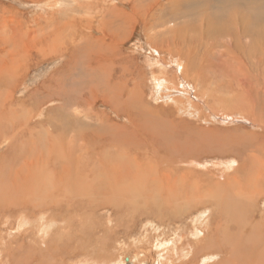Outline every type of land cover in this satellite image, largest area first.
<instances>
[{"label": "rangeland", "instance_id": "374dc122", "mask_svg": "<svg viewBox=\"0 0 264 264\" xmlns=\"http://www.w3.org/2000/svg\"><path fill=\"white\" fill-rule=\"evenodd\" d=\"M38 1L39 3H37ZM50 1L54 2L53 5L54 13L56 12L62 18H64V15H68L70 16L69 18H72L71 16L74 15L77 19L78 18L83 19L82 21H80V23H75V25L68 28L67 29L68 31L64 34V37L66 38H68L69 36L70 41H72V38L74 37L73 35L69 34L70 31H72L76 35L80 34L81 36L75 38L73 46H71L72 49L74 50V56L72 59L71 67H68L66 69L67 72H69V74L71 75V78L75 76L76 73H79V68L81 65H85L86 63L89 62L88 60H92L91 58L88 59L87 55H91L90 57H94V54L91 52H89L86 55H83V50L81 49V45L83 44L84 39H86L88 36H92L94 40L101 38L110 39L111 37L112 38L116 37L114 38L117 39L115 41L116 43H114L115 49L117 51L116 54L121 53L123 56L128 57V60L131 62L130 69L133 72V75L138 76L139 72L143 75L144 84L141 92L143 93L144 102L150 105L152 108H159L164 113V115L161 116L160 113L159 122H157L155 125L141 123L140 120L139 123L140 125L136 129L134 128L132 129V131L128 130L127 134L123 135L125 139H129V137L130 138L133 137V139L129 140V142L126 144L124 143V141L121 140V137L119 138L122 144L123 143L126 144V147H123L119 141L118 143H115L116 146H114L113 143L101 145L100 138L97 137L93 139L92 138L88 139L89 134L87 132H91V130L93 131L96 130L97 128L100 129L101 126L106 125L107 120H111L115 124H119V125L121 124L122 126H124V128L128 127L129 129L126 120H124L123 118L124 116L115 115L116 112L104 104L98 105L96 108L94 107L95 113L102 114V117L100 119L90 118L88 121V119L85 118L80 120L79 116L82 115L84 116L82 109L79 110L77 109L78 111L76 110L79 113H76V111H70L72 113L71 116L72 117L76 116L77 119H79L80 121L79 122L80 124L78 126H75L77 131L80 130L85 133V135L83 134L84 136L83 139H80L79 142L71 141V139L68 137L69 133L68 132L65 133L66 143L64 149L68 148L70 151H72L74 160L76 157L75 161H79V165L81 164L80 166H78V173L76 168L74 173H72L73 175L72 180L73 182L76 181L75 185H72L70 182L65 183L64 185L57 184L56 180L61 181L60 178H57L58 176L57 172H59V166L61 167L63 165L64 158H62L63 154L60 153L62 151L60 147H58V150L60 152L58 150H56V152L51 150L52 153L50 152L46 156V159L48 160L50 159L52 161V164L54 163L52 168L55 171L52 170V172L55 178L51 175V185L48 182H44L43 189H45V191L35 190V192L38 193L36 195V197L38 198H33V199L27 198L32 200L36 205H38L36 208L42 209L44 214L43 213L41 215L35 214V216L34 214H31L29 215V217L27 213L19 214L17 215V217H15V219H17L16 221L17 223L15 222V224H11L10 226L3 228L0 224V235L2 236V237L0 236V243H2L0 244V250H1L0 261L3 260L5 261V259L7 258L9 261H14L16 264H27V263L28 264H35V263L36 264H55V263L83 264L84 262L86 264H121V263L122 264H166V263L192 264V262H194V264H218L220 260L219 257L216 256V253H212L209 251L212 250L210 249L212 244L213 246H217L218 243H221V241L217 239L216 236L217 234H221L220 231H222L223 227L215 230V233H213L208 228V226L210 225H206L203 222V220H201L203 218H205V220H209L208 219L209 214L202 215L199 212H195L193 214L191 211L190 213L181 212L180 210L176 209V204L174 203L167 204L165 203L166 200H161L157 194L147 193L146 191H144L145 184L143 181V177L146 175V173L144 174L140 173L141 171L139 167L140 164L133 162L134 161L133 158L138 156V160L145 161V162H141V164H145V165L147 164V165L155 166L157 164L160 165L164 164V168L165 169L168 168V170L172 172L170 174V178L172 179L173 176L172 180L175 181L174 182L175 189H173L171 192L174 191V194H178L179 191L181 192L180 189L186 186L184 184V186L182 187L181 184L182 179L180 182L179 179L177 178V176L181 175L180 174L181 171H189L190 173L194 171V174L192 173L193 175L208 179V176L210 174L216 175L218 173V170H221L219 176H222L226 172L232 173L234 169L231 168H235L236 165L237 166L240 165L241 164L240 162H242V164L246 163L247 165L248 164L250 165L251 161L253 160L252 159L253 157L246 158V156L248 155V150L250 149V146L256 142L257 138L251 137L247 134L248 132L254 133L258 131V129H256L255 127L256 124L260 123V121L255 123L253 119L256 117V115L258 114L261 115L260 107L262 102L259 100L256 101L255 104L256 106L254 105L253 107L254 113L252 115L250 114L247 115L248 113L244 114V112H242L241 109L250 110L251 108L248 103L242 105L243 99L241 97L243 94L242 91L243 82L240 81L239 78H241L242 76H240L238 72L243 71L244 69L243 67L244 65H246V67L248 68H246L245 71L246 70L248 71V77L250 78L255 74H257L255 72V67H258V71H261L264 68V66H261L264 65V60L261 63L260 67H259V63L258 64L253 63L257 66H254L252 63H248V62L247 64H244L243 61L244 54L246 57V61H248L247 57L249 54L246 50V48L248 49V47H246L244 50L240 45V42L236 41L237 39L235 35H237V32L235 31V29L234 30L233 28L221 29L222 20L225 17L215 18L214 22H216V25H218V27L215 25L217 28L214 27L212 31L213 32L215 31L214 33L220 32L219 34H224L223 36L218 37L219 49L215 48L214 49L215 52L213 51L214 52L213 55L210 56L208 60L196 61L190 64L184 62V67L188 72H186V74L182 76L179 72L181 68V64L174 61V57L172 58L171 56L173 50L167 53L166 51H164L165 53L163 52V54H161L162 51L159 52L158 49V47H162L166 45L168 46L169 49H176L181 45H184V43H181L180 37L177 35H169L167 37L165 36L153 37V35H155V32L159 30L162 31L166 28L167 29L172 28L173 23L168 24L164 21L165 23L162 26H158L156 29L152 30L154 26V21L152 20L154 9L151 8V5L155 8V6L160 4L163 5L164 8L166 9L165 3H168L169 0H160V1L159 0H50ZM48 3H49L48 0H34V1L33 0H0L1 5H3L5 8H9V10L11 9L8 12L0 13V35H2L3 37L4 34L9 31V27L7 28V24H6V22L9 20V16L12 19L21 18L22 21H24L26 17H32V16H45L44 18H46L47 16H49L48 14L51 12V11L46 12L44 9V6H47ZM85 4H87V6H85ZM182 5L183 3L180 2L169 4L168 9L163 11V13H165V15L163 14V17H166L167 16L166 13H168V11L171 12L172 9H180V8L182 9ZM146 6L148 9L145 8ZM85 7H87V9ZM133 7L134 9L136 7L140 19H134V21H130L129 22L131 27L130 31L128 32L127 36H122V34L120 33V27L124 17L120 16L119 12L121 11L123 13L130 14L131 11H133ZM74 9L76 10L75 13L72 12V10ZM15 16L17 18H15ZM42 19L39 20L41 22L42 27L45 28L46 21ZM86 21H88V25L91 26L90 29L84 28L85 24L87 23ZM111 21H113V23H111ZM107 24H109L110 26H108ZM151 27L152 29L149 31V28ZM36 28L39 29L40 27L34 26L32 30ZM91 29L93 30V32H90ZM62 32L63 31H60L56 34L62 36L63 35ZM117 33L120 35H118ZM175 37L178 39L176 40ZM196 37L198 38L197 35ZM152 39L154 40L155 47L153 46V44H151ZM155 40L157 41L155 42ZM158 41L163 44H160ZM177 41H179L178 44L176 43ZM206 42L207 41H203V46L206 45ZM174 43L175 45H173ZM180 43L181 45H179ZM224 43H227L228 46H224ZM92 49L95 50L94 53L100 52L96 50H106L105 46L99 42H94V47H92ZM241 49L243 50L244 54L242 53ZM168 53H171V55L169 56ZM116 54L113 53L111 50H109V55H116ZM214 54H216V56ZM110 57L117 59L118 56H110ZM122 60L118 59V61L114 63V66L117 68V63H119V61ZM63 61H64V57L57 58L56 56H51L39 62L34 61L23 73L18 72L21 74L16 80V85H15L16 94L14 93V99L17 100L22 99V101H24L25 104L30 108H31L30 106L31 103H34V105L36 104V107L34 106L32 110L34 111L36 110V108H38L37 110H40L42 112L40 119L37 116L38 112L36 110L37 112V113L35 112L36 120H43L44 118L43 113L46 111L47 108L46 107L41 108L40 103L44 97L47 98L48 94L51 93V90L42 89V87L48 84L47 81L49 80V77L53 74V72L57 68L61 67L64 64ZM202 62H204V64ZM124 64H126V62H123L121 65ZM164 65L166 66L165 68ZM177 67H179V69H176ZM116 72L120 73V69L118 68ZM68 82L70 83L71 81L68 80ZM248 83H250L249 80ZM60 85H61V91L59 92V96L65 97V94H67L69 89H71L72 87L70 85L63 86V84L61 83ZM76 85L77 84H75L74 86L76 87ZM221 85L223 87H221ZM219 92L221 95L219 94ZM32 96H34L33 99L36 98V100L34 99V101L36 102L34 101L26 102V100L28 98H31ZM214 96L217 99H215ZM224 97L225 99H223ZM229 97H231L230 100ZM155 98L156 101L158 102L155 101ZM204 99L205 101H203ZM213 99L215 100V102ZM255 99L256 97L252 98V100ZM56 104L57 103L54 101L52 106H56ZM256 111L257 112L259 111V113H256ZM169 113L173 115L174 123L178 122L180 119L185 121L186 123L185 126L179 124L180 135L179 132L175 134L176 132L174 133L173 130L170 132L171 127L169 126V123L171 120L169 121L166 117ZM183 113L185 116L183 115ZM187 113L188 114L190 113V115H188ZM205 115L207 118L205 117ZM187 117H190L191 119ZM105 118H107L106 122H105ZM122 122L124 124H122ZM202 125L207 126V129H205L203 132L201 131V128L204 126ZM149 126H152L151 128L152 131L146 133L145 131L149 129ZM185 128L186 130H184ZM189 132L192 135L189 134ZM52 133L55 134V132ZM97 134H101V133L97 132L96 135ZM149 136L152 139L155 136L154 138H156L158 141L156 143L157 145L154 144V142ZM171 137L174 140L177 139L180 141L178 142L180 148L184 147V149L189 148L191 149V151H197L198 154L202 155V157L196 162H191L187 160L189 159L194 160L195 155L192 152L190 154H187L185 152H180V154L182 155L180 156L181 162L177 161L176 159L177 153L175 152V150H173L174 148L172 147L173 149H171L170 145H169L170 148L168 147V142L171 141ZM187 137H189V140L192 141L193 144L189 143L188 145L187 142H184V140ZM208 138L210 139V142H212V145L210 144ZM202 140L203 143H201ZM144 141H147L148 143ZM160 141L161 143H159ZM214 141L216 142V144L214 143ZM88 144L90 145L88 149L89 152L85 153V151L87 150L86 148H88ZM76 145H78V147ZM27 147L28 146H25L23 148L24 156L27 155L30 149L29 147L28 148ZM146 147L147 149H145ZM48 148L53 149L52 147L49 146L46 148V146L43 145L40 147L39 144L34 149L40 152L43 150V153H47ZM141 149L143 150L145 149V150L141 151ZM210 150L213 151L212 154H211L212 151ZM208 153L211 155H209ZM97 154L99 155V158L97 157ZM101 158L105 161L100 160ZM83 159H85L86 161ZM168 159L169 160L175 159L174 163L167 162L169 161ZM90 162L92 164H90ZM102 163L103 164L105 163L106 165L105 164L103 165ZM91 165H93V167H91ZM105 167L106 168L109 167L107 168L108 170ZM224 168L225 169L229 168V170L225 171ZM115 169H117V171ZM86 172L89 174H86ZM76 173L77 176H74V174ZM153 174H152L153 176H159L161 173H157V174L153 173ZM204 174H206V176H204ZM242 175L240 178L234 179L236 180L235 184H237L242 179L243 177ZM249 176L251 177V182L253 183L254 179L256 178V175L253 173H249ZM41 178L44 180L43 176ZM92 178L93 180L91 181L90 179ZM40 179L38 182H40ZM93 182L95 183V185L93 184ZM135 182L138 184L135 185ZM53 183L54 186H52ZM84 183L86 184V186ZM104 184H106L107 186H105ZM47 185L49 187H47ZM81 185L82 187L85 188L81 189ZM87 185L90 186V189L89 186L87 187ZM130 186L132 189L130 188ZM110 187H112L113 189L112 188L110 189ZM127 189L128 191L125 192L124 190ZM42 195L45 197H43ZM101 196L106 197L105 199L109 201L107 202L106 200L102 199ZM118 196L121 197L122 199L118 198ZM166 196H167V192L163 194V197ZM107 197H109V199ZM113 197L115 198L114 201L113 199H111ZM79 201L81 203H79ZM57 202H62L61 203L62 205L56 206ZM122 204H124L125 207L120 206ZM67 206H69L70 209ZM48 207H49V211L47 210ZM46 212H48L49 214ZM79 213L81 214L79 215ZM36 218L37 221L35 220ZM198 218L199 220H201L200 226L203 227L202 231L203 233H205V238L203 239L204 243L205 242L207 243V241H209L212 237L214 238L213 241L209 242L208 247L206 246L205 243V250L203 247L199 249L198 246L195 247L193 246L191 250H186L181 252L182 256L180 257L174 251L172 252L171 246L166 247V244L168 243L172 244L173 247L175 245L177 246L185 245L187 242L188 243L191 242V246L192 244L194 245L195 244L194 239L197 238L196 241H198L202 237V235L200 234L202 233V231L199 232V235L194 236L192 234L191 236L189 234V228L194 227L192 225L196 221H198ZM42 219L44 220L43 222ZM166 220L169 223L165 222ZM34 221L36 225H34L35 224ZM160 222H162L163 225H161ZM210 227L212 228L213 226ZM10 228L13 229L11 230ZM209 233H211L210 239L207 238ZM95 234L97 235V237ZM83 238L85 239L83 240ZM95 240H98V242H95ZM81 242L83 244L81 245V248L78 250L77 248ZM2 245L5 248H3ZM94 245L97 246L98 248L97 249L94 248ZM164 249H167L165 253H163ZM162 253L163 255L166 254L167 257H169V261H171V259L172 261L168 262V260H165L167 257L162 256ZM169 253L172 254L169 255ZM171 256H173L174 258H172ZM90 257L91 260L90 259L87 260ZM162 257L165 258L163 259ZM205 257L207 258L208 261L206 260ZM210 259L212 261H209ZM175 260L177 261V263ZM0 264H2V262H0Z\"/></svg>", "mask_w": 264, "mask_h": 264}, {"label": "bare ground", "instance_id": "6f19581e", "mask_svg": "<svg viewBox=\"0 0 264 264\" xmlns=\"http://www.w3.org/2000/svg\"><path fill=\"white\" fill-rule=\"evenodd\" d=\"M48 2H49L48 5L44 6V9L46 12L51 11L48 14L49 16H47L46 18H44L45 16L26 17L24 21H22L21 18L20 19L13 18L14 19L13 20L9 16V20L8 19H7L8 21L6 20L7 28L9 27V31L8 32L5 31L6 33L4 34L3 37L2 35H0V42H1L0 43V224L2 228L8 227L11 224H15V222L17 221L15 217H17V215L19 214L27 213L28 217L31 214H34V216L35 214H38V215H41L42 213L44 214L42 209L36 208L38 205H36L32 200L27 199V198H31V199L38 198L36 197L38 193H36L35 190L45 191V189H43L44 182H48L51 185V175L54 177V174L52 172V170H54L52 168L54 163L52 164V161L50 159L49 160L46 159V156L50 152L52 153L51 150L56 152V150H58V147H60L62 151L61 152L59 150L58 151L63 154L62 158H64L63 165L61 167L59 166V172L56 171L58 173L57 178H60L61 180V181L56 180L57 184L64 185L65 183L70 182L72 185H75L76 181L73 182L72 173H74L75 168L78 173V166H80L81 164L79 165V161H75L76 157L74 160L72 151H70L68 148L64 149L65 143H66L65 133L66 132L69 133L68 137L71 139V141L79 142L80 139H83L84 137L83 134L85 135V133L80 130L77 131L75 126H78L80 124L79 119L82 120L86 118L88 119V121L90 118L100 119L102 117V114L95 113L94 107L96 108L98 105H101V104L108 106L109 108L113 109L116 112L115 115L124 116L123 118L124 120H126V123L129 126V129L128 127L124 128V126H122L121 124L120 125L115 124L111 120H107L106 122L107 118H105L106 125L101 126L100 129L97 128L96 130H93V131L91 130V132H87L89 134L88 139H91V138L93 139V138L98 137L101 139V145L113 143L114 146H116L115 143H118V141L121 143V140L127 144L129 140L133 139V137L131 138L129 137V139H125L123 135L127 134L128 130L132 131V129L134 128L136 129L140 125L139 124L140 120H141V123L155 125L157 122H159L160 113H161V116L164 115V113L159 108H152L150 105L144 102L143 93L141 92L143 84H144L143 75L140 72L138 73V76L133 75V72L130 69L131 62L128 60V57L123 56L121 53L116 54L117 51L114 46V43H116L115 41L117 40L114 38L116 37L114 38L111 37L110 39L101 38V39L94 40L92 36H88L86 39H84L83 44L81 45V49L83 50V55H86L89 52L93 53L94 57H90L91 55H87V58L88 59L91 58L93 61L88 60L89 61L88 63H86L85 65H81L79 68V73H76V75L71 78V75L69 74V72H67L66 69L68 67H71L72 59L74 56V50L72 49L71 46H73L74 39L78 38L80 34L76 35L72 31H70L69 34L74 36L72 38V41H70L69 36L68 38L64 37V34L68 31L67 30L68 28L75 25V23H80V21H82L83 19H80V18L77 19L74 15L71 16L72 18H69L70 16L68 15H64V18H62L56 12L54 13L53 11L54 2H51L50 0H48ZM175 2L183 3L182 9L181 8L172 9L171 12L168 11V13H166L167 14L166 17H163V14L165 15L163 11L168 9L169 4L175 3ZM37 3H39V1ZM165 4H166L165 5L166 9L164 8L163 5H160V4L155 6V8L151 5V8L154 9L153 16L150 14L152 16V20L154 21V26H153V29L152 27L149 28V31L151 29L152 30L156 29L158 26H162L165 22L168 24L173 23L172 28H168V29L166 28L162 31L159 30L155 32V35H153V37H157V36L167 37L169 35H177L180 37L181 39L180 41L181 43H184V45H181L180 43L179 45L181 46L176 49H169L167 45L158 47V49H159V52L162 51L161 54H163L164 51H166L167 53L173 50L172 55L171 53H168V55L169 56L171 55L172 58L174 57V61L181 64V68L179 72L182 76H184L186 72H188L184 67V62H186L187 64H190L196 61L208 60L209 57L212 56L213 53L215 52L214 49L218 48V43H219L218 37L223 36L224 34H219L220 32L214 33L215 31L213 32L212 29L214 27L215 28L218 27V25H216V22H214V19L221 18V17H225L222 20L221 29H226V28H233V30L235 29V31L237 32V35H235L237 39L236 41L240 42V45L242 46L244 50L246 47H248V49L246 48L249 54L247 57L248 61H246L245 54L243 50L241 49L242 53L244 54L243 56L244 64H247V62L252 63V64L259 63V67H260L261 63L264 60V45H262L264 44V0H169L168 3H165ZM85 6H87V4H85ZM85 8L87 9V7ZM145 8H147V6ZM10 10L9 8H5L3 5L0 4V13L8 12ZM72 12L75 13L76 10L74 9L72 10ZM119 14L120 16L124 17V19L122 20L121 27H120V33L122 34V36H127L128 32L131 29L129 22L134 21V19H140L138 16L136 7L135 9L133 7V11H131L130 14H126L121 11L119 12ZM15 18L17 17L15 16ZM39 19L46 21L45 28L42 27ZM86 22L87 23L85 24L84 28L90 29L91 26L88 25V21ZM111 23H113V21H111ZM107 25L110 26L109 24ZM34 26L40 27V28L39 29L36 28L32 30ZM60 31H63L62 36H60L59 34H56ZM90 32H93V30L91 29ZM196 35L198 36V38L196 37ZM177 39L178 38H176V40ZM156 41L157 40H155V42ZM203 41H207L205 46H203ZM94 42L102 43L105 46L106 50H96L100 52L94 53L95 50L92 49V47H94ZM178 42L179 41H177L176 43L178 44ZM151 44H153V46L155 47L153 39L151 41ZM160 44H163V43H160ZM173 45H175V43ZM224 46H228V44L224 43ZM109 50H111L116 55H109ZM214 55L216 56V54ZM51 56H56L57 58L64 57V61H63L64 64L53 72V74L49 77V80L47 81L48 84L42 87V89L51 90V93L48 94L47 98L42 97L43 99L40 103L41 108L42 107L47 108L46 111L43 113V116H44L43 120H36L35 114L37 112H38L37 116L39 118L42 115V112L40 110H37L38 108H36L37 112L36 110L34 111L32 110L34 106L36 107V104L34 105V103H31L30 104L31 108H30L29 106L25 104L24 101H22V99L21 100L14 99L16 80L21 74L18 72H22V73L25 72L27 68L34 61L39 62ZM110 56H118V57L116 59ZM118 59L120 60L123 59V60L117 63V68H116L114 66V63H116ZM123 62H126V64L121 65ZM202 63L204 64V62ZM255 64L253 65L257 66ZM261 66H264V65H261ZM165 67L166 66L164 65V68ZM118 68L120 69V73L116 72ZM243 68H244L243 71L238 72V74L242 76L239 79L240 81L243 82V85H242L243 94L241 97L243 99L242 105H244L245 103H248L252 110L250 109L251 110L250 111V110L241 109L242 112H244V114L248 113L247 115L249 114L252 115L254 113L253 107L256 104V101L259 100L262 102V103L260 102L261 103V107H260L261 115L258 114L259 116L256 115V117L254 115L255 118L253 119L255 123L260 121V123L256 124V127H255L256 129H258V131L254 133L248 132L247 134L251 137L257 138L256 142L250 146V149L248 150V155L246 156V158L253 157L252 158L253 160L251 161L250 165L249 164L247 165L246 163L242 164V162H240L242 165L241 164L238 166L236 165L235 168H231V169H234L232 173L226 172L222 176H219V174L221 173V170H218V173L216 175L210 174L208 176V179L193 175L194 171L192 172L193 174L190 173L189 171H181L180 173L181 175L177 176V178L179 179L180 182L182 179V182H181L182 187L184 186V184L186 186L180 189L181 192L179 191L178 194H174V191L173 192L171 191L175 189L174 188L175 181L172 180L173 176H172V179L170 178V174L172 172L168 170V168L165 169L164 164L161 163L162 165L157 164L155 166L147 165V164L145 165V164H141V162H145V161L138 160V156H136L135 158L132 157L134 160L133 162L140 164L139 167L142 171V172L140 171V173L142 174L146 173V175L143 177V181L145 184L144 191H146L147 193L157 194L161 200H166L165 203L167 204H170V203L176 204V209L180 210L181 212L190 213L191 211L193 214L195 212H199L202 215L209 214V218H208L209 220H205V218L201 220H203V222L206 225L213 226L212 228L208 226V228L213 233H215V230L223 227L222 231H220L221 234H217L216 236V238L219 239L221 243H218L217 246H213L212 244L210 248L212 250L209 251L212 253H216V256L219 257L220 260L218 264H264V68L262 67L263 69L261 71H258V67H255V72L257 74H255L254 76L250 78L248 77V71L247 70L245 71V69L248 67L244 65ZM176 69H179V67H177ZM61 74H62V77H61ZM82 76L85 82L82 79ZM68 80H70L71 82L69 83ZM248 80L250 83H248ZM60 83L63 84V86L70 85L72 87L71 89H69L68 93L65 94V97L59 96V92L61 91ZM75 84H77L76 87L74 86ZM221 87L223 86L221 85ZM215 96L214 98L217 99ZM33 97L34 96H32L31 98H28L26 102L27 101L33 102L34 99L36 100V98L33 99ZM254 97H256V99L252 100V98ZM223 99H225V97ZM230 99L231 97H229V100ZM54 101L57 103L56 106H52ZM155 101H156V98H155ZM203 101H205V99ZM77 109L78 110L82 109L83 114H84V116L82 114H79V115H82V116H79V119H77L76 116L72 117L71 116L72 113L70 112V111H76ZM77 111L76 113H79ZM256 113H259V111L258 112L256 111ZM188 115H190V113ZM166 117L169 121L171 120L169 123V126L171 127L170 132L173 130L174 133L176 132L175 134L179 132V135H180L179 124H181L182 126H185L186 124L185 121L180 119L178 122L174 123L173 115L171 113H169ZM118 118H121V117H118ZM187 118H190V117H187ZM122 124L124 123L122 122ZM151 128L152 126H149V129L147 128L148 130H146L145 132L146 133L151 132L152 131ZM205 129H207V126L202 127L201 131L203 132ZM184 130H186V128ZM52 132H55V134H53ZM97 132L101 134L96 135ZM189 134L191 133L189 132ZM120 137H121V140L119 139ZM154 137L153 139L151 137L150 138L152 139L154 144H156L158 141ZM144 142H147V141H144ZM178 142L180 141L177 139L174 140L172 137H171V141L168 142V147L170 145L171 149L174 148L173 150H175V152L177 153V156H176L177 161H180L181 159L180 156L182 155L180 154V152H185L187 154H190L192 152L195 155L194 160L192 159L187 160L191 162H196L202 157V155L198 154L197 151H191V149L189 148L184 149V147L180 148V145ZM184 142H187L188 145L189 143L193 144V142L189 140V137H187L184 140ZM209 142H210V139H209ZM124 143L123 144L121 143V144L123 147H126V144ZM159 143H161V141ZM201 143H203V140ZM214 143L216 144L215 141ZM38 144L40 145V147L43 145V146H46V148L49 146V147H52L53 149L48 148L47 153H43V150L41 151L42 152L41 153L40 151H37L34 149L37 147ZM210 144L212 145V142H210ZM25 146H28L30 148L26 156H24V153H23V150H24L23 148ZM76 146L78 147V145ZM89 146L90 145L88 144V148H86L87 150L85 151V153L89 152L88 151ZM145 149H147V147ZM142 150L143 149H141V151ZM212 153L213 151L211 152V154ZM97 157L99 158L98 154H97ZM100 160H103V159L101 158ZM174 160L175 159H170L167 162L174 163ZM90 164L92 163L90 162ZM91 167H93V165H91ZM115 170L117 171V169ZM178 170H175V171H178ZM228 170L229 168L225 169V171H228ZM77 173L74 174V176H77ZM153 173H156V174L161 173L163 175L160 174L159 176H153L154 175ZM249 173H253L256 175V178L254 179L253 183L251 182V177L249 176ZM86 174H89V173L86 172ZM241 175L243 176L242 179L240 181L238 180L239 182L235 184L236 180L234 179L240 178ZM42 176L45 181L41 178ZM204 176H206V174H204ZM39 179H40V182H38ZM90 180L92 181L93 178ZM93 184L95 185L94 182ZM137 184L138 183L135 182V185ZM48 185L47 187L50 186ZM104 185L107 186L106 184ZM112 185H113V182H112ZM52 186H54V183ZM88 186L89 185H87V187ZM47 187H44V188H47ZM82 188H85V187H82L81 185V189ZM111 188L112 187H110V189ZM89 189H90V186H89ZM124 191L126 192L128 191V189ZM165 192H167V196L163 197V194ZM129 193H132V192H129ZM101 198L106 200L105 199L106 197L101 196ZM107 198L109 199V197ZM118 198H121V197L118 196ZM111 199H113L114 201L115 198L113 197ZM80 201L79 203H81ZM106 201L108 202L109 200H106ZM61 203L62 202H57L56 206H61L62 205ZM120 206L125 207L124 204ZM47 210L49 211V207L47 208ZM80 214L81 213H79V215ZM35 220L37 221V218ZM201 220H199L198 218V221H196L192 225L194 227L189 228V234L191 236L192 234L194 236L199 235V232L203 230V227L200 226ZM43 221L44 220L42 219V222ZM165 222L169 223L167 220ZM160 224L163 225L162 222H160ZM34 225H36V223ZM10 229L12 230L13 228H10ZM200 234L202 235V237L198 241H196L197 238L194 239L195 244L194 245L192 244V246H191V242L189 243L187 242L185 245H178V246L175 245L174 247L172 244L168 243L166 244V247L171 246L172 252L174 251L180 257L182 256L181 252L186 251V250H191L193 246L194 247L198 246L199 249L203 247L205 250L206 242L204 243L203 241V239L205 238V233H203L202 231V233ZM85 238H83V240ZM207 238L209 239L211 238V233H209ZM213 239L214 238L212 237L209 241H207L206 243L207 247H208L209 242L213 241ZM95 242H98V240H95ZM3 243H4V240H3ZM82 244H83L82 242L79 244L77 248L78 250L81 248ZM94 248L97 249L98 247L94 245ZM166 251L167 249H164L163 253H165ZM68 253H71V252H68ZM163 253H162V256L167 257V255L166 254L163 255ZM170 254L172 253H169V255ZM165 257H162V258L164 259ZM171 257L174 258L173 256ZM89 259L91 260V257L88 258L87 260ZM165 260H168V262L172 261V259L171 261H169V257H167ZM5 261L3 260L0 262H2V264L7 263V262L9 264H16L14 261H9L7 258L5 259ZM209 261H212V260L210 259ZM192 264H194V262H192Z\"/></svg>", "mask_w": 264, "mask_h": 264}]
</instances>
